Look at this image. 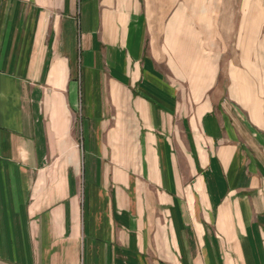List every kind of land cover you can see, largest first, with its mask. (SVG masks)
<instances>
[{
  "label": "crops",
  "instance_id": "1",
  "mask_svg": "<svg viewBox=\"0 0 264 264\" xmlns=\"http://www.w3.org/2000/svg\"><path fill=\"white\" fill-rule=\"evenodd\" d=\"M260 24L189 62L144 0H0V264H264Z\"/></svg>",
  "mask_w": 264,
  "mask_h": 264
},
{
  "label": "rangeland",
  "instance_id": "2",
  "mask_svg": "<svg viewBox=\"0 0 264 264\" xmlns=\"http://www.w3.org/2000/svg\"><path fill=\"white\" fill-rule=\"evenodd\" d=\"M144 8L149 19V36L158 37L159 27L162 25L174 22L179 26L178 36L183 40L180 53L189 62L188 54H192L194 59H197V54L213 59V23L220 32L224 28L230 31L233 26L231 47L234 48V62L239 56L238 47L243 36L238 35L237 32L241 31L239 29L244 26H256L259 20L262 21L260 26L264 25V17H257L260 13L264 15V0H144ZM177 14L180 19L175 21ZM259 36L264 41V34ZM228 42H231L229 38ZM227 68L223 63L221 75Z\"/></svg>",
  "mask_w": 264,
  "mask_h": 264
}]
</instances>
